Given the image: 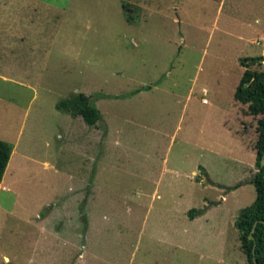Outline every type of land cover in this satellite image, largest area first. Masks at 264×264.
I'll return each instance as SVG.
<instances>
[{"label": "rangeland", "instance_id": "1", "mask_svg": "<svg viewBox=\"0 0 264 264\" xmlns=\"http://www.w3.org/2000/svg\"><path fill=\"white\" fill-rule=\"evenodd\" d=\"M263 51L264 0H0V264H247L258 116L233 93ZM77 94L95 124L56 108Z\"/></svg>", "mask_w": 264, "mask_h": 264}, {"label": "trees", "instance_id": "2", "mask_svg": "<svg viewBox=\"0 0 264 264\" xmlns=\"http://www.w3.org/2000/svg\"><path fill=\"white\" fill-rule=\"evenodd\" d=\"M261 60L264 61V55ZM254 62L253 59L239 60L240 66L245 69L233 93L234 100L246 106V115L258 116L255 120V139L252 143L255 155L254 165L257 172L250 180L254 189V199L249 206L238 212L234 220V227L237 230L240 250L247 264H252V257H254L255 264H264V222L260 223V221H264V165L259 167L260 160L264 156V71L248 69ZM56 108L64 109L63 111L69 115L80 116L89 126L100 119L97 109L90 105L82 94L59 102ZM10 152V145L0 141V179L9 160ZM202 213L203 211L189 209L186 216L192 220ZM254 222H256L255 227L250 233ZM248 235L252 236V240L248 239Z\"/></svg>", "mask_w": 264, "mask_h": 264}, {"label": "crops", "instance_id": "3", "mask_svg": "<svg viewBox=\"0 0 264 264\" xmlns=\"http://www.w3.org/2000/svg\"><path fill=\"white\" fill-rule=\"evenodd\" d=\"M262 54H264V51L262 52ZM31 55V57H32V54H30ZM29 59H30V61L32 60L30 57L29 58H27V61L29 62ZM1 79H4V80H7L5 77H1ZM246 107V106H245ZM247 117H252V116H248V115H246L245 114V110H243V112H241V118H243V119H246ZM242 123L240 122L239 124H238V126L236 127V129H235V131L233 132L234 133V137L236 138H238L239 139V143H241V138H242V136H241V134H240V125H241ZM2 141V140H1ZM3 142H5V143H7V144H9L10 145V147H11V152H10V156H9V160H8V162H7V165L5 166V169H4V171H3V174H4V172H5V170H6V168L8 167V164H9V162H10V160H11V158L13 157V155H15V153H16V147H17V141H16V139L14 140V141H12V142H9V141H4L3 140ZM249 152L251 153V152H253V154H251L250 156L251 157H253V164L251 165L250 163H249V167H250V169H251V176H254V174L257 172V170H256V168H255V165H254V158H255V155H254V151H253V149H252V145L250 146V150H249ZM234 157V161L235 162H237V163H241L242 161L240 160V158L239 157H235V156H233ZM10 172L12 173V170L10 169ZM11 173H9L8 174V178H9V180L7 181V184L10 182V178H12V174ZM3 174H2V176H1V179H0V184L2 183V177H3ZM252 178V177H251ZM251 178L250 179H248L247 181H246V184H244V185H238V186H236L235 187V190H239V189H243V190H245L246 188H248V187H251L252 185L250 184V180H251ZM253 187V186H252ZM1 189H3V187H1ZM234 190V191H235ZM254 190V189H253ZM224 200V197L223 196H221V201H223ZM203 207L202 208H198V209H195V210H199V211H203V213L201 214V215H199V216H196V217H194L192 220H200V219H202V218H204L209 212H210V210L211 209H213L214 207L213 206H209V207H206V206H204V205H202ZM15 207H18V205H16V204H11L10 206H8V207H5V206H2V205H0V216L2 215V213H4L5 215H8V216H13V211L15 210ZM241 210V209H240ZM239 210V211H240ZM187 213V212H186ZM35 217H38V216H35ZM40 221H41V219H40V217L38 218ZM189 220V219H188ZM59 221H57V223H58ZM49 222H48V220H47V218L44 220V221H42L41 222V224H39L38 226H36L35 228H36V230H38V232L40 233V236L38 237V240H35L34 242L35 243H37V244H40L41 245V243L43 244L44 243V240H45V238H44V236H46L47 238L48 237H50L51 239H52V242H54V240L55 241H58V233H59V231H55V226L54 225H51L50 227H49ZM25 234V233H24ZM41 250H43V251H47V253H49V248L48 247H41ZM53 251V249H51V252ZM51 255H52V253H51ZM3 259L6 261V260H8V258L7 257H5V256H3Z\"/></svg>", "mask_w": 264, "mask_h": 264}, {"label": "water", "instance_id": "4", "mask_svg": "<svg viewBox=\"0 0 264 264\" xmlns=\"http://www.w3.org/2000/svg\"><path fill=\"white\" fill-rule=\"evenodd\" d=\"M263 165H264V156H262V158H261V160H260L259 167H261V166H263ZM263 178H264V176H263ZM263 222H264V221H260V223H263ZM255 224H256V222H254V223L252 224V228H251V230H250V233L252 232L253 228L255 227ZM248 239H249V240H252V236H251V235H248ZM252 264H255L254 257H252Z\"/></svg>", "mask_w": 264, "mask_h": 264}]
</instances>
